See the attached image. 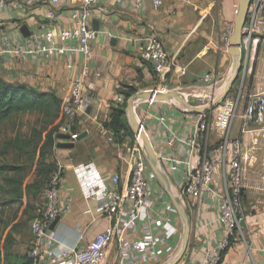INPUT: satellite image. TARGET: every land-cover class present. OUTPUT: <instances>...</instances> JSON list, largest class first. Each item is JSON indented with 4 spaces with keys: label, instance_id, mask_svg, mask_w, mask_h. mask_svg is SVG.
<instances>
[{
    "label": "crops",
    "instance_id": "obj_1",
    "mask_svg": "<svg viewBox=\"0 0 264 264\" xmlns=\"http://www.w3.org/2000/svg\"><path fill=\"white\" fill-rule=\"evenodd\" d=\"M79 3L80 0H59L54 6L60 19L58 29L69 25L68 11ZM93 6L96 11L92 21H98L99 29L92 42L88 71L82 76L90 111L79 114L75 134L87 131V135L75 142L73 148L56 151L55 164L63 167L64 176L60 197L69 201L70 210L59 219L54 230L57 241L68 247L77 243L81 246L107 225L102 214L104 200L101 180L84 182L79 173L85 174V167H95L101 176L116 172L122 181L128 178L130 150H125V144L112 141V132L103 127L111 109L123 102L121 91L126 87L134 88L135 92L175 89L182 91L188 101L195 105L196 97L207 91L199 77L207 71H215L225 81L233 63L223 35L232 32L237 12L236 0H162L159 7L149 5L145 10H136L130 5L122 7L115 4L114 0H96ZM21 18L19 13L12 10L0 12V34L10 33ZM39 22H46L44 9L38 6L29 8L25 16L27 27L33 28ZM150 32L157 34L165 50L184 68L182 75L168 76L162 80L154 73L151 65L143 61L141 54L144 37ZM105 33H109L110 37ZM66 62L67 57L64 56L17 59L7 55L0 63V76L9 82L24 83L54 93L64 102L70 92L72 74ZM243 74L238 84L242 82V87H245V83L249 82V73L245 76ZM182 108L176 101H154L152 104L140 102L135 106V114L143 122L153 148L160 156L187 158L185 144L176 140L172 145L167 143L171 137L168 129L182 140L194 135L197 114ZM157 115H165L166 118L159 121ZM260 129H264V121L244 122L242 119L235 122L233 127L231 121L229 129V137L241 142L244 170L242 190L247 193L246 203L251 208L264 204L263 196L253 201L251 199V193H264V171L259 169L258 164L259 154L264 152V148L258 146L261 139L257 133H260ZM98 138L104 142L110 141L111 147L99 144ZM161 168L169 178L171 190L175 192L170 174L166 171L167 166L165 169L161 165ZM152 182L153 188L163 190L156 179ZM202 200L203 204L197 214L187 212L192 228L191 241L180 264H200L206 252L213 250L224 237L223 227L216 222V204L208 196ZM162 201L168 202L169 198L164 197ZM159 207L161 205L157 203L150 211L152 221L149 225L138 223L136 231L129 233L131 238L138 237L144 228L159 232ZM173 219L179 225V219ZM237 235L220 264H264V208L250 218L246 216L241 232ZM80 236L83 239L79 241ZM179 244L180 236L170 242L173 247L171 258L176 254ZM170 256L162 264L170 261ZM108 263L119 264L114 246L108 249L105 264Z\"/></svg>",
    "mask_w": 264,
    "mask_h": 264
},
{
    "label": "built area",
    "instance_id": "obj_2",
    "mask_svg": "<svg viewBox=\"0 0 264 264\" xmlns=\"http://www.w3.org/2000/svg\"><path fill=\"white\" fill-rule=\"evenodd\" d=\"M95 1L80 0L79 5L68 11L69 25L58 29L60 19L54 6L59 0H0V12L12 10L22 17L17 20L10 33L0 34V63L7 55L17 59L67 57L66 67L72 73L71 88L62 105L66 120L59 127V133L71 134L70 126L79 114L85 112L88 103V97L83 90L82 76L88 71L87 62L92 57V42L98 35V31L92 27L96 11L93 6ZM114 2L122 7L130 5L136 10H145L149 5L159 7L162 0H114ZM36 6L44 9L46 22H39L33 28L28 27L29 35L24 37L19 28L26 24L25 16L28 9ZM105 34L110 37L109 33ZM230 34L228 32L223 35L226 48ZM144 41L141 58L151 65L160 79L184 73V68L165 50L156 33L150 32L144 37ZM259 42H264V0H250L241 29L242 55H245L243 70L241 65L243 76L251 72L254 52ZM253 77L261 79L260 73L253 74ZM199 81L207 90H215V94L207 91L199 94L195 106H204L210 102L222 90L225 82L215 71L203 73ZM242 86V82L238 84V96L242 92ZM254 89L255 92L251 95L253 99L248 101L240 116L244 122L264 121V88L260 83ZM143 102L152 104L154 100ZM233 108L234 100L227 96L214 110L211 125L226 132L222 143L216 148L207 151L206 146L203 148L200 146L198 135L199 131L204 129L203 113L197 114L193 136L182 140L174 131L168 129L171 135L168 145H172L175 140L185 144L186 159L160 156L155 152L160 165L164 168L167 166L168 170L165 169L170 174L174 193L179 195L186 212L197 214L205 196L216 204V222L223 227L224 237L213 250L206 252L200 264H219L220 251L227 246L233 231L241 232V221L245 223L246 219V215L242 213L244 170L241 142L229 137ZM165 118V115H157L159 121H164ZM138 120L145 130L143 122L139 118ZM71 136L74 137L75 134ZM85 168H87L85 174L79 173L84 182H93L95 179L102 182L101 195L104 200L102 214L107 220V225L81 246L77 243L73 247H68L57 241L54 228L58 222L53 228L50 226L53 221L56 219L59 221L69 212L70 203L60 197V188L64 180L63 167L56 165V170L50 175L42 192V205L29 221L31 241L26 253L28 264H105L111 246L117 251L119 264L165 262L164 259L173 252L170 242L180 236V225L173 217L179 218L170 200L162 201L164 197L168 198L166 193L151 186L155 177L145 162L139 137H134L130 149V169L126 181H122L120 174L116 172L101 176L95 167ZM157 203L161 205L157 210L159 232L154 233L149 228H144L138 237L131 238L129 233L136 231L138 223L149 225L152 221L150 211ZM82 239L80 236L79 241Z\"/></svg>",
    "mask_w": 264,
    "mask_h": 264
},
{
    "label": "rangeland",
    "instance_id": "obj_3",
    "mask_svg": "<svg viewBox=\"0 0 264 264\" xmlns=\"http://www.w3.org/2000/svg\"><path fill=\"white\" fill-rule=\"evenodd\" d=\"M244 59L245 55H242L241 65ZM242 70L228 93L229 98L234 100L232 127L235 122L241 120L243 109L248 101L253 99L251 95L255 92L254 88L260 83L264 88V42L257 44L249 82L245 83L238 96V82ZM257 73H260L261 79L253 78L252 82L253 74ZM189 103L194 105L193 102ZM214 110L207 113L204 129L199 131L198 136L200 146L202 147V144L203 147L206 146L207 151L219 146L226 135L225 131L217 130L211 125ZM61 118L62 111L52 109L48 113L29 111L13 114L8 119L0 121V264H24L27 260L26 253L31 241L29 221L40 208L42 189L49 175L48 171H52L56 165L58 148L55 145L59 140L54 134L52 135V130ZM232 131L233 128L230 136ZM257 136L261 139L258 146L264 148V129H260ZM111 137L113 141V133ZM134 137L132 140L122 141L121 144L126 145L125 150L131 149ZM98 139L99 144H107V147L111 144L110 141L104 142L102 138ZM259 156V169L264 171V152H260ZM29 176L35 177L36 185L31 184ZM246 195L247 193L242 190V213L250 218L262 211L264 204L251 208L246 203ZM251 195L252 201L259 196L264 197V193H251ZM179 225L181 232V223ZM235 237L237 238L238 235L235 234Z\"/></svg>",
    "mask_w": 264,
    "mask_h": 264
},
{
    "label": "water",
    "instance_id": "obj_4",
    "mask_svg": "<svg viewBox=\"0 0 264 264\" xmlns=\"http://www.w3.org/2000/svg\"><path fill=\"white\" fill-rule=\"evenodd\" d=\"M237 1V12L233 20V29L229 36L228 53L233 58V63L230 69V73L227 76L222 90L213 97V99L204 106L191 105L188 102L187 96L180 90L175 89H145L134 92L126 101L125 111L128 124L136 137L141 138L143 155L145 162L149 167L151 173L155 177L156 181L161 185L164 192L168 196L172 203L176 214L181 223L180 232V244L176 254L165 264H180L188 250L191 241L192 228L184 206L181 203L179 195H176L170 186V181L167 174L161 168L156 153L154 151L151 140L142 128L136 114L135 106L139 102L143 101H176L180 103L185 111L192 114H203L217 108L220 103L228 96L231 87L234 85L237 77L241 71L242 61V48H241V29L245 21L246 12L250 3V0H236ZM98 21H92V27L98 31ZM21 34L26 37L29 35V29L26 24H23L19 28ZM115 42V41H114ZM210 94H215V90H207ZM90 107H86L85 113H89ZM87 135V131H83L74 137L71 134L57 133L56 138L59 140L55 147L58 149H71L74 147L75 142L82 140ZM58 222V219L52 222L50 228H53ZM244 225V221H241V226Z\"/></svg>",
    "mask_w": 264,
    "mask_h": 264
},
{
    "label": "trees",
    "instance_id": "obj_5",
    "mask_svg": "<svg viewBox=\"0 0 264 264\" xmlns=\"http://www.w3.org/2000/svg\"><path fill=\"white\" fill-rule=\"evenodd\" d=\"M135 92V89L132 87H126V89H123L121 91V94L123 95V105L122 103L120 105L115 106L111 109L109 119L108 121L103 123V127L108 129L114 134V142L121 144L123 140H125L127 137L132 140V137H134V134L128 124L127 118H126V112H125V104L127 99ZM62 105L63 100H61L56 94L45 92L38 90L36 88H33L31 86H28L24 83L19 82H9L4 80L0 76V121H4L11 117L13 114L18 113H24L29 111H38V112H49L50 110L54 109L56 111H62ZM207 113L205 114V118L207 116ZM78 119V118H77ZM77 119L74 121V123L70 126L69 131L73 134H76L77 131ZM66 118L62 111V118L56 123V125L53 127L52 135L54 134L56 136L57 133H59V127L65 122ZM53 143V142H51ZM203 147V144H202ZM214 148H211L209 150H212ZM56 170V165L54 169L51 171H48V177L46 178V181L44 183L42 192L49 180L50 175ZM50 172V173H49ZM29 180H31L32 185H36L35 177H28ZM41 190H39L40 192ZM43 202V198H42ZM41 202V205H42ZM40 205V207H41ZM35 214L31 217L33 218L36 215ZM31 220V219H30ZM235 234L238 233L233 231L232 235L228 239L227 246L220 251V262L222 261L224 255L226 254L229 247L234 242L233 239L235 237ZM27 258V255H26ZM28 258L24 264H28Z\"/></svg>",
    "mask_w": 264,
    "mask_h": 264
},
{
    "label": "bare ground",
    "instance_id": "obj_6",
    "mask_svg": "<svg viewBox=\"0 0 264 264\" xmlns=\"http://www.w3.org/2000/svg\"><path fill=\"white\" fill-rule=\"evenodd\" d=\"M219 92V91H218ZM139 140H141V138L139 137Z\"/></svg>",
    "mask_w": 264,
    "mask_h": 264
}]
</instances>
